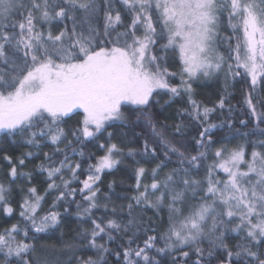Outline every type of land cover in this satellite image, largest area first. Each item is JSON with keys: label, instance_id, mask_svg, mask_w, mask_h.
<instances>
[{"label": "snow or ice", "instance_id": "1", "mask_svg": "<svg viewBox=\"0 0 264 264\" xmlns=\"http://www.w3.org/2000/svg\"><path fill=\"white\" fill-rule=\"evenodd\" d=\"M0 264H264V0H0Z\"/></svg>", "mask_w": 264, "mask_h": 264}, {"label": "trees", "instance_id": "2", "mask_svg": "<svg viewBox=\"0 0 264 264\" xmlns=\"http://www.w3.org/2000/svg\"><path fill=\"white\" fill-rule=\"evenodd\" d=\"M199 91H200V99L204 100L205 102H209L211 99L214 98L216 89H214L213 87L209 86V87H203ZM236 95H237V97H239V90H237ZM88 148H91V145L86 146L85 151H87ZM130 170H131V162L129 161L128 162V167L125 170L117 173L115 176H109L107 178L106 183L108 181H111V180L115 179L117 181V184H118L116 190H117V192H120L121 191V186L119 185V182L121 180H124V181H127V182L130 183V180H129ZM71 220H74V217L71 218ZM71 220H70V225H71L72 228H75L76 225H75V223H72ZM67 230L68 229L66 228L65 231H67Z\"/></svg>", "mask_w": 264, "mask_h": 264}]
</instances>
